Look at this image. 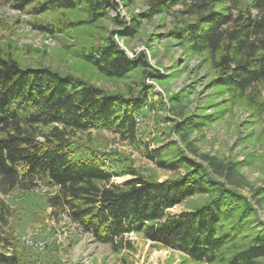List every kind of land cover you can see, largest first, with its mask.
Segmentation results:
<instances>
[{
	"label": "trees",
	"instance_id": "16d2710c",
	"mask_svg": "<svg viewBox=\"0 0 264 264\" xmlns=\"http://www.w3.org/2000/svg\"><path fill=\"white\" fill-rule=\"evenodd\" d=\"M1 1H14L21 9L31 5L34 14L61 12L58 21L37 24L52 33L77 22L64 17L67 10L81 9L94 21L118 5L115 0ZM177 4H184L179 10L184 17L171 34L192 51L207 54L217 70L214 84L239 97L248 95V90L259 91L264 84V0H149V9L132 17L126 32L137 30L142 17L161 14ZM113 19L124 23L119 17ZM80 55L107 78L122 79L138 69L148 72L146 54L131 57L111 36L103 44L84 47ZM146 100L50 65L23 64L15 46L0 44V227L11 212L1 194L31 189L41 181L59 187L58 194L49 199L51 205L67 208L98 240L114 243L125 233L143 232L196 262L213 263L230 250L226 264H264V221L238 191L248 181L237 162L208 153L199 154L197 160L181 149L167 158L162 148L155 149L149 155L160 157V165L185 168L183 174L159 181L128 165L113 170L114 157L107 151L88 148V156L77 155L68 137L71 129H108L133 140L136 118ZM210 119L209 115L185 117L178 132L184 137ZM124 174L135 177L122 184L113 181L114 176ZM195 195L203 197L195 207L180 215L166 214ZM255 219L259 227L246 241ZM4 240L0 232V243ZM0 264L30 263L22 261L16 251L7 254L0 247Z\"/></svg>",
	"mask_w": 264,
	"mask_h": 264
},
{
	"label": "rangeland",
	"instance_id": "374dc122",
	"mask_svg": "<svg viewBox=\"0 0 264 264\" xmlns=\"http://www.w3.org/2000/svg\"><path fill=\"white\" fill-rule=\"evenodd\" d=\"M115 1L118 5L111 7L108 15L94 21L81 9L67 10L64 17L77 22L52 33L37 24L58 21L61 12L34 14L31 5L21 9L14 1L0 0V44L15 46L23 64L50 65L106 89L147 99L143 112L137 115L133 140L108 129H71L68 137L79 157L88 156V148L107 151L114 157L113 170L121 171L128 165L159 181L175 178L185 168L160 165V157L149 155L155 149L162 148L167 158L176 156L181 149L197 160L199 154L208 153L237 162L248 181L238 191L257 209V218L264 221V107L258 104L264 103V84L256 94L252 92L253 97L251 90L239 97L216 86L217 70L207 54L192 51L188 44H182L171 34L182 25L184 16L179 10L184 9V4L152 17H142L137 30L128 33L132 17L144 14L149 9V0L131 4ZM114 17L124 23H118ZM110 36L131 57L146 54L148 72L138 69L122 79L107 78L80 55L84 47L103 44ZM144 87L147 89L140 94ZM202 115L212 119L184 137L178 132L177 127L185 117L196 119ZM134 177L124 174L114 176L113 181L122 184ZM58 192L59 187L38 181V186L31 189L1 194L11 209L7 222L0 227L6 239L0 243L1 250L7 254L16 251L22 261L30 264H226L225 259L230 255V250H225L218 261L196 262L185 252L154 241L143 232L125 233L114 243L98 240L92 231L72 218L67 208L51 205L50 197ZM202 199L201 195H195L167 209L166 214L180 215ZM249 225L246 241L259 227L256 219ZM27 239L45 241L46 246L39 248Z\"/></svg>",
	"mask_w": 264,
	"mask_h": 264
},
{
	"label": "built area",
	"instance_id": "2783aa9c",
	"mask_svg": "<svg viewBox=\"0 0 264 264\" xmlns=\"http://www.w3.org/2000/svg\"><path fill=\"white\" fill-rule=\"evenodd\" d=\"M27 242L30 244H34L39 248H44L46 246L45 241H40V240L34 241L33 239H27Z\"/></svg>",
	"mask_w": 264,
	"mask_h": 264
},
{
	"label": "bare ground",
	"instance_id": "6f19581e",
	"mask_svg": "<svg viewBox=\"0 0 264 264\" xmlns=\"http://www.w3.org/2000/svg\"><path fill=\"white\" fill-rule=\"evenodd\" d=\"M119 179H120V181H121L122 178H119Z\"/></svg>",
	"mask_w": 264,
	"mask_h": 264
}]
</instances>
